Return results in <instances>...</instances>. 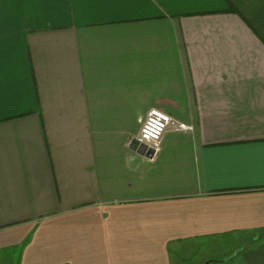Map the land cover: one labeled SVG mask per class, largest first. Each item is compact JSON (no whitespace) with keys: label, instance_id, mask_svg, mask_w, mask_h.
I'll return each instance as SVG.
<instances>
[{"label":"crops","instance_id":"0c3cea01","mask_svg":"<svg viewBox=\"0 0 264 264\" xmlns=\"http://www.w3.org/2000/svg\"><path fill=\"white\" fill-rule=\"evenodd\" d=\"M153 108L194 130L149 159ZM234 236L217 262L264 264V0H0V264H204Z\"/></svg>","mask_w":264,"mask_h":264},{"label":"built area","instance_id":"2783aa9c","mask_svg":"<svg viewBox=\"0 0 264 264\" xmlns=\"http://www.w3.org/2000/svg\"><path fill=\"white\" fill-rule=\"evenodd\" d=\"M170 130L192 132L193 125L179 122L166 111L153 108L149 111L138 136L133 141L138 142V151L146 153L154 151V159L161 150V145L166 133Z\"/></svg>","mask_w":264,"mask_h":264},{"label":"rangeland","instance_id":"374dc122","mask_svg":"<svg viewBox=\"0 0 264 264\" xmlns=\"http://www.w3.org/2000/svg\"><path fill=\"white\" fill-rule=\"evenodd\" d=\"M251 244V242L242 239V237L234 236L233 238H223L215 241L214 243L209 242L203 246H199L197 249V254L199 255L202 253L199 255L202 256L204 253L210 254V251H212L218 258L214 259V261H211L209 264H223V262H217V260H226L231 257L233 252L240 250L241 248L250 247ZM219 257L221 259H219ZM207 262L209 261H206L204 264Z\"/></svg>","mask_w":264,"mask_h":264},{"label":"water","instance_id":"95a60500","mask_svg":"<svg viewBox=\"0 0 264 264\" xmlns=\"http://www.w3.org/2000/svg\"><path fill=\"white\" fill-rule=\"evenodd\" d=\"M133 147H137L138 146V142L137 141H133ZM142 153V152H141ZM144 154V153H142ZM145 157L149 158V159H152L154 157V151L153 150H148L146 153H145ZM209 262H207L206 264H209Z\"/></svg>","mask_w":264,"mask_h":264},{"label":"trees","instance_id":"16d2710c","mask_svg":"<svg viewBox=\"0 0 264 264\" xmlns=\"http://www.w3.org/2000/svg\"><path fill=\"white\" fill-rule=\"evenodd\" d=\"M232 11H236L235 9H232Z\"/></svg>","mask_w":264,"mask_h":264},{"label":"bare ground","instance_id":"6f19581e","mask_svg":"<svg viewBox=\"0 0 264 264\" xmlns=\"http://www.w3.org/2000/svg\"><path fill=\"white\" fill-rule=\"evenodd\" d=\"M138 147V146H137Z\"/></svg>","mask_w":264,"mask_h":264}]
</instances>
